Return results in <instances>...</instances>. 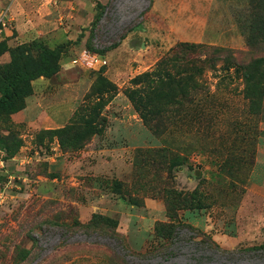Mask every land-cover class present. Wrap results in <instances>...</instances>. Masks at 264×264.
I'll return each mask as SVG.
<instances>
[{
	"label": "rangeland",
	"instance_id": "374dc122",
	"mask_svg": "<svg viewBox=\"0 0 264 264\" xmlns=\"http://www.w3.org/2000/svg\"><path fill=\"white\" fill-rule=\"evenodd\" d=\"M48 4L23 44L57 49L63 67L94 55L86 41L115 45L97 64L34 83L25 116L0 118V135L20 142L11 157L0 150V264H264L263 77L250 104L238 69L190 55L198 87L162 116L159 133L124 96L178 44L227 50L235 64L264 58V44L245 42L257 0ZM3 13L0 48L20 45ZM71 123L77 133L62 146L42 133Z\"/></svg>",
	"mask_w": 264,
	"mask_h": 264
},
{
	"label": "trees",
	"instance_id": "16d2710c",
	"mask_svg": "<svg viewBox=\"0 0 264 264\" xmlns=\"http://www.w3.org/2000/svg\"><path fill=\"white\" fill-rule=\"evenodd\" d=\"M257 7L260 12L256 15L258 22L254 26V31L245 40L249 48L264 44V0H257ZM97 21L98 18L92 23V28L95 27ZM34 44H20L11 48L2 46L0 48V54L4 52L8 54V62L0 64V118L9 117L23 108L24 99L31 95L33 80L39 77L49 78L58 71L60 52L57 49ZM114 45L115 42L101 50H95L91 43L86 41L84 47L88 52L99 57ZM192 54L208 60L209 69H214L218 62L233 65L241 73L245 90L252 93V96L248 98L249 103L255 104L260 100L257 98L259 94L261 96L258 78L261 75L264 81V58H257L246 64H235L227 50L208 48L198 44H178L175 48L170 49L153 69L132 78L130 80L132 87L124 93L142 123L155 133L161 126L162 116L170 112L168 109L178 107L187 101L188 90H195L198 87L194 79L200 78L202 71L200 66H195L189 60ZM230 68L232 66L224 67L225 70ZM261 68H263V72L259 73ZM83 127L90 129V134L94 131L93 125L89 121L84 122ZM76 129L77 124L71 123L55 130H44L42 133L54 136L62 146L63 136L77 133ZM19 143V140L8 136V134L0 135V150L9 157L20 146ZM174 232V229L171 230L170 238Z\"/></svg>",
	"mask_w": 264,
	"mask_h": 264
},
{
	"label": "crops",
	"instance_id": "0c3cea01",
	"mask_svg": "<svg viewBox=\"0 0 264 264\" xmlns=\"http://www.w3.org/2000/svg\"><path fill=\"white\" fill-rule=\"evenodd\" d=\"M49 0H0V13L7 8V11L9 10L10 12V20L13 21V26L15 28V31L17 32V36L14 39H18L20 42L18 44H23L25 43L23 40H26L27 37H31L33 32L35 31V29L37 27H39V25L35 24L36 21H42V22H46L43 19H48L47 16H43L44 13L47 10L52 9V7L48 4ZM2 10V11H1ZM53 13L56 11L53 8ZM38 20H37V19ZM37 33V32H36ZM7 35L6 33H4V36ZM23 42H22V41ZM39 42L42 45L46 46L45 43V39L44 38H39V37H32V39L30 40V42ZM16 46V45H15ZM47 48H49L48 46H46ZM2 54H7V53H2ZM88 55H85L82 59H78L76 61V63H73V65L71 66H67V67H63L61 64V61H58V71L52 75L49 78H43V77H39L35 80H33L31 82V95H29L28 97H26L24 99V106L21 110L13 113L10 115V118L12 121H16L17 117L20 116H25L28 112V99L31 98L32 93H33V86L34 83H38V81H41L42 83H48L50 82L52 79L56 78L60 72L62 70H68V69H73V68H78V69H84L82 67V61H84V59L89 60V65H93L94 63L97 64V57L94 55H91L89 53H86ZM8 56V54H7ZM97 60V61H96ZM87 62V61H86ZM94 69V68H93ZM47 123V120H42L40 121L41 124ZM45 129H51V128H45Z\"/></svg>",
	"mask_w": 264,
	"mask_h": 264
},
{
	"label": "built area",
	"instance_id": "2783aa9c",
	"mask_svg": "<svg viewBox=\"0 0 264 264\" xmlns=\"http://www.w3.org/2000/svg\"><path fill=\"white\" fill-rule=\"evenodd\" d=\"M5 17V14H0V24L1 26H3V22H2V19Z\"/></svg>",
	"mask_w": 264,
	"mask_h": 264
}]
</instances>
